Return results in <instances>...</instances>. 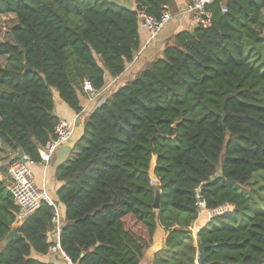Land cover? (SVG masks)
<instances>
[{
  "label": "trees",
  "instance_id": "16d2710c",
  "mask_svg": "<svg viewBox=\"0 0 264 264\" xmlns=\"http://www.w3.org/2000/svg\"><path fill=\"white\" fill-rule=\"evenodd\" d=\"M171 1L133 3L157 18ZM206 9L211 26L176 33L161 56L107 93L86 117L78 151L57 168L60 245L73 263L196 264L200 246L205 264H264V211L251 182L264 171V0H213ZM5 15L16 24L0 45L8 61L0 64V148L38 162L58 120L55 98L79 114L85 81L103 90L106 73L116 77L133 61L139 23L135 10L106 0H0ZM196 188L206 209H232L194 239ZM15 210L0 181V244ZM51 217L41 203L17 227L21 238L0 245V264H64L40 259L53 239Z\"/></svg>",
  "mask_w": 264,
  "mask_h": 264
},
{
  "label": "built area",
  "instance_id": "2783aa9c",
  "mask_svg": "<svg viewBox=\"0 0 264 264\" xmlns=\"http://www.w3.org/2000/svg\"><path fill=\"white\" fill-rule=\"evenodd\" d=\"M186 7L181 14L188 15L195 26H202L208 28L211 26V14L206 9V6L213 2V0H187ZM136 18L140 26L145 28L149 34V40L155 39L163 30L164 26L173 18L167 7H163L159 17H154L148 14L144 9H135ZM221 11L226 12L225 7ZM107 88L103 90H96L90 82L85 81L82 84V91L87 105L93 111L96 107L101 105L106 98ZM74 121H67L63 118H58L54 126L53 138L46 142V144L38 149L39 163L44 165L48 164L51 155L54 151L69 142L75 133ZM16 154V153H15ZM7 171L6 187L13 198L15 206L13 227H18L35 211L41 203H46L52 208L51 223L53 226V239L48 245V255H57L60 257L64 264H75L64 253L60 245V232H61V212L60 208L51 198L49 192L42 186H39L30 166L34 163L28 156L23 154L21 158H13ZM195 200L198 210V218H205L211 220L213 218L226 215L231 212L230 205H220L212 209H206L204 200L199 195V189H195ZM192 228V227H191ZM198 264V263H196Z\"/></svg>",
  "mask_w": 264,
  "mask_h": 264
},
{
  "label": "crops",
  "instance_id": "0c3cea01",
  "mask_svg": "<svg viewBox=\"0 0 264 264\" xmlns=\"http://www.w3.org/2000/svg\"><path fill=\"white\" fill-rule=\"evenodd\" d=\"M130 1L133 2V0ZM187 2V0L171 1L167 9L170 14L173 15V18L164 26L161 33H159V35L151 41L149 40V34L147 30L142 26H138L140 43L139 50L136 52L133 61L127 65L122 74L116 77H112L108 73L105 74V85L107 86L105 94L109 93L110 91L111 93H113L115 90H117V88L133 80L147 62L161 56L165 43L173 35L183 30H192L195 27L194 22L188 15L181 14L186 7ZM79 100L81 105V112L79 114H75L71 110H69L66 105L59 100V98H55V107L53 111L54 115L58 118L66 119L67 121H74L76 126L74 136L69 142L62 144L54 151L46 167L39 162H34L30 166L36 183L39 186L44 187L49 192L53 200L56 199L55 190L58 186V183L56 182V170L59 166L66 163L72 156V153L75 152L77 143L80 140L79 138L83 134V125L85 119L92 112L91 107L86 103L85 97L80 93ZM7 156H11V160H8V162L11 163L15 154L8 152ZM152 178L153 181H155V184H157L156 178L154 176ZM2 180L3 178L0 174V181ZM208 221L209 220L201 217L197 219L196 222L192 225L191 231L193 233L194 239L197 228L205 225ZM164 240L165 236H162L160 239L154 242V244L151 246V249L159 250L163 245ZM56 258L57 257L48 255L40 259L45 262L56 263L58 262ZM148 261L149 260L145 259L141 262V264H148Z\"/></svg>",
  "mask_w": 264,
  "mask_h": 264
},
{
  "label": "rangeland",
  "instance_id": "374dc122",
  "mask_svg": "<svg viewBox=\"0 0 264 264\" xmlns=\"http://www.w3.org/2000/svg\"><path fill=\"white\" fill-rule=\"evenodd\" d=\"M261 20H262V23L264 24V14ZM15 24H16L15 17L13 15H5L1 18L0 20V45L5 42L11 41L10 40V30ZM260 34L264 36V28L260 29ZM7 62H8L7 56H0V64L2 66H6ZM81 137L79 139H81ZM77 151H78V147H76L75 152L72 153V156L69 158V160L73 158L74 154ZM7 154H8L7 150H2V148H0V174L3 178L2 181L7 180L6 172L10 166V162H8V160L9 159L11 160V156H7ZM262 177H264V171L255 173L251 179L252 183L256 181L255 184H253L252 196H253V199L258 202L256 209L260 211H264L263 203L261 201L264 199V180L262 179ZM152 183L155 184V181L152 180Z\"/></svg>",
  "mask_w": 264,
  "mask_h": 264
},
{
  "label": "water",
  "instance_id": "95a60500",
  "mask_svg": "<svg viewBox=\"0 0 264 264\" xmlns=\"http://www.w3.org/2000/svg\"><path fill=\"white\" fill-rule=\"evenodd\" d=\"M108 3L124 10H132L134 3L130 0H106ZM27 71H31V68L24 62V69L23 72L26 73ZM223 119H224V114L222 115V124H223ZM23 152L21 149L17 150V153L15 154V158H21L23 156ZM154 169L152 171V174L150 175L151 181L153 180V174ZM216 178H221L222 177V169H218L217 173L215 174ZM227 182H232L231 180H226ZM159 198H160V191L158 188L154 189V203H153V208L158 209L159 207ZM21 238V235L17 232V227H12L10 231L7 233V235L3 238L1 241V246L7 245L10 241L12 240H18ZM198 252L200 254V261L198 264H205L204 258H203V251L202 248L199 246L198 247Z\"/></svg>",
  "mask_w": 264,
  "mask_h": 264
}]
</instances>
